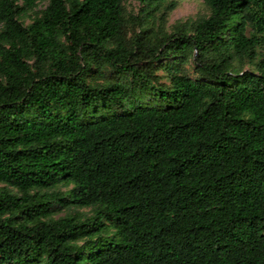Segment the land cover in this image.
<instances>
[{
    "label": "trees",
    "instance_id": "trees-1",
    "mask_svg": "<svg viewBox=\"0 0 264 264\" xmlns=\"http://www.w3.org/2000/svg\"><path fill=\"white\" fill-rule=\"evenodd\" d=\"M39 1L24 26L36 0H0V264H264V55L229 71L264 50V0H203L190 33L134 53L122 0ZM189 54L203 80L171 66L155 89L140 66ZM91 65L129 87L87 85ZM54 204L94 214L45 221Z\"/></svg>",
    "mask_w": 264,
    "mask_h": 264
},
{
    "label": "rangeland",
    "instance_id": "rangeland-1",
    "mask_svg": "<svg viewBox=\"0 0 264 264\" xmlns=\"http://www.w3.org/2000/svg\"><path fill=\"white\" fill-rule=\"evenodd\" d=\"M46 2L36 0L35 7L26 11L19 18L24 25H29L33 19L40 16ZM123 27L122 37L125 45L131 52H137V47L142 44L144 47H150L156 40L164 35H170L176 28H184L186 33H190V26L203 17H207L209 10L203 0H154L153 2H142L140 0H122L121 1ZM260 56L255 57L252 62L247 59H240L232 63L229 70L231 75H237L244 72H254V64L264 55V50L258 49ZM148 75L151 84L155 89H168L170 86L171 70L174 66L179 74L186 75L195 80H203L194 71L192 56L189 54L186 62L183 64L174 62V59L167 58L152 63H140ZM85 83L94 88L106 87L109 84L121 83L124 87H129L131 78L125 74L115 72L113 69L101 66L99 68L91 65L90 70L84 75ZM154 92L146 94H135L130 100L123 102L121 107L113 106V111H129L133 106L146 105L158 106ZM3 185L0 184V187ZM71 188L70 184L60 183L53 189L42 190L40 193H60L65 196ZM35 191H32L34 193ZM94 214V207L79 208L68 206L59 208L53 205V213L47 220H56L65 217H73L77 221H84ZM113 234L110 229L106 233L101 234L102 240L108 239ZM98 236L82 237L73 242L76 246H84L86 244L95 245Z\"/></svg>",
    "mask_w": 264,
    "mask_h": 264
}]
</instances>
